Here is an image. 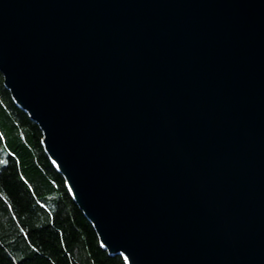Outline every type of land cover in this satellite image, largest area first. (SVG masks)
I'll list each match as a JSON object with an SVG mask.
<instances>
[{
    "label": "water",
    "instance_id": "95a60500",
    "mask_svg": "<svg viewBox=\"0 0 264 264\" xmlns=\"http://www.w3.org/2000/svg\"><path fill=\"white\" fill-rule=\"evenodd\" d=\"M0 71L110 255L264 264V0H0Z\"/></svg>",
    "mask_w": 264,
    "mask_h": 264
},
{
    "label": "trees",
    "instance_id": "16d2710c",
    "mask_svg": "<svg viewBox=\"0 0 264 264\" xmlns=\"http://www.w3.org/2000/svg\"><path fill=\"white\" fill-rule=\"evenodd\" d=\"M42 137L0 71V264H127L102 247Z\"/></svg>",
    "mask_w": 264,
    "mask_h": 264
},
{
    "label": "rangeland",
    "instance_id": "374dc122",
    "mask_svg": "<svg viewBox=\"0 0 264 264\" xmlns=\"http://www.w3.org/2000/svg\"><path fill=\"white\" fill-rule=\"evenodd\" d=\"M5 152H3V156H2V158L0 159V162H5V160H6V158H5Z\"/></svg>",
    "mask_w": 264,
    "mask_h": 264
}]
</instances>
